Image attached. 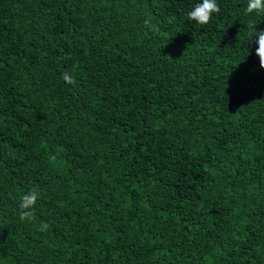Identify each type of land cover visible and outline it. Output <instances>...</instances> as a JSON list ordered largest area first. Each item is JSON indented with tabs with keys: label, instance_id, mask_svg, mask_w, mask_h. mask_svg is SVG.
<instances>
[{
	"label": "trees",
	"instance_id": "obj_1",
	"mask_svg": "<svg viewBox=\"0 0 264 264\" xmlns=\"http://www.w3.org/2000/svg\"><path fill=\"white\" fill-rule=\"evenodd\" d=\"M199 2L0 0V264H264V14Z\"/></svg>",
	"mask_w": 264,
	"mask_h": 264
},
{
	"label": "clouds",
	"instance_id": "obj_2",
	"mask_svg": "<svg viewBox=\"0 0 264 264\" xmlns=\"http://www.w3.org/2000/svg\"><path fill=\"white\" fill-rule=\"evenodd\" d=\"M220 8L216 0H200L199 3L193 5L192 10L187 12V18L194 20L198 24L204 25L210 22L213 13H219ZM260 13L264 14V0H248L246 6V14ZM152 17L144 21V26L149 31L159 32V27L152 23ZM252 31L249 32V36L256 37L257 48L255 55L259 60L260 69L264 70V30H257L255 24H251ZM63 81L67 84L74 85L76 83L71 72H63L61 75ZM41 198V194L37 188H32L21 196L20 200V214L19 219L21 221H31L34 218L33 209L38 199ZM43 229H47L48 225L44 224Z\"/></svg>",
	"mask_w": 264,
	"mask_h": 264
}]
</instances>
